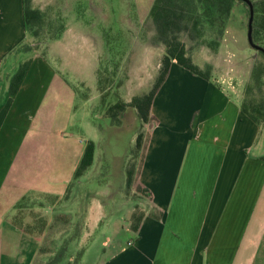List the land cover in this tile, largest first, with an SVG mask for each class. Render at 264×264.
Returning <instances> with one entry per match:
<instances>
[{
	"label": "crops",
	"instance_id": "crops-1",
	"mask_svg": "<svg viewBox=\"0 0 264 264\" xmlns=\"http://www.w3.org/2000/svg\"><path fill=\"white\" fill-rule=\"evenodd\" d=\"M25 43L20 0H0V264H31L41 236L25 232L22 218L12 219L14 205L22 196L62 197L83 145L61 130L79 85L95 84V56L65 29L46 48L59 68L33 53L15 95L7 97L9 77L30 51L15 48ZM87 57L89 76H75V83L62 76L69 58L76 67ZM157 67L146 76L148 87ZM150 114L155 120L134 182L147 190L148 207L136 231L120 225L117 238L102 241L97 263L264 264V125L241 112L224 76H193L174 62ZM75 207L80 238L89 236L102 206L91 197Z\"/></svg>",
	"mask_w": 264,
	"mask_h": 264
},
{
	"label": "rangeland",
	"instance_id": "rangeland-1",
	"mask_svg": "<svg viewBox=\"0 0 264 264\" xmlns=\"http://www.w3.org/2000/svg\"><path fill=\"white\" fill-rule=\"evenodd\" d=\"M30 3L41 11L43 29L36 37L28 36L32 49L19 60L46 51L51 40L47 39L43 30L47 26L54 31L59 30L60 25L62 31L67 29L78 36L80 43L86 44L95 56V84L90 89L79 85L71 120L61 130L65 137L72 136L81 145H84L85 140H91L94 152L92 164L72 186L67 199L60 197L57 202L43 197L26 200L21 204V222L33 224L38 214L48 222V217L51 218L55 212L70 213L72 223L67 232L60 237L57 233L53 234L57 239L54 252L39 256L37 261L40 264H53V258L66 261L81 249L79 264H98V258L105 249L104 244H109L119 236L120 225L125 227L128 224L134 206L137 212H143L148 207L146 193L136 191L135 183L127 191L124 190L122 166L125 151L133 143L136 131L142 132L145 142L153 122L140 126L133 109L127 107L121 113V125L109 126L98 103L96 80L111 76L107 100L110 97L115 99L117 94L122 100L128 101L132 95L141 94L149 88L146 76H151L154 71L151 67L159 62L164 50L163 45L154 40V29L148 14L152 0H30ZM247 16V6L234 1L226 19H222L217 10H210L207 21L212 23H202L200 37L190 38L186 33H181L179 38L194 64L199 68L210 66L212 76H224L227 85L236 89L240 101H262L264 107V86L245 90L250 68L263 60L262 55L246 41ZM217 31H221L218 38ZM210 39L216 40V47L206 45L205 42ZM48 55L47 61L57 67L53 55ZM18 56H14V60ZM88 57L87 63L81 62L78 68L71 65L69 58L68 65L62 66V76L73 83L75 76H89L92 60L88 62ZM136 76H142L143 81H134ZM116 82H120L118 88ZM222 82L225 85L224 79ZM261 123L264 125V119ZM91 197L101 204L103 217L98 225L90 229L89 236L80 238L81 226L77 224L78 209L75 203L90 200ZM52 204L54 208L45 211V206ZM54 264H60V261Z\"/></svg>",
	"mask_w": 264,
	"mask_h": 264
},
{
	"label": "trees",
	"instance_id": "trees-1",
	"mask_svg": "<svg viewBox=\"0 0 264 264\" xmlns=\"http://www.w3.org/2000/svg\"><path fill=\"white\" fill-rule=\"evenodd\" d=\"M234 1L243 3L240 0H152L149 7L148 14L154 29V40L163 45V53L159 59L158 67L154 78L149 88L141 94L132 95L128 101L122 100L116 93V98L107 100L109 95V85L112 82L111 76H106L103 79L96 80V86L99 91L98 103L102 107V112L107 118L109 126H118L121 123V113L130 107L133 109L135 117L141 124L149 121H154V117L150 114V105L153 96L167 75L168 68L172 62L185 69L192 75L200 76L202 78H209L210 66L206 65L205 68H199L191 61V57L186 54L183 42L180 40L179 35L186 33L190 38L200 37L202 34V23L206 21L210 15V10H217L222 19H226L230 13ZM253 8L251 38L253 43L259 45L264 51V0H250ZM21 2V15L24 30L30 37L40 35L43 29V16L38 8L32 7L30 0H20ZM59 30H52L49 26L45 28L44 33L47 34L48 40H55L60 37L62 26ZM218 38L221 31L216 32ZM207 46L216 47V40L210 39L205 42ZM31 44H19L15 51L31 50ZM263 60L252 65L249 70L248 83L245 85L246 91H251L253 87L260 89L264 86V53L257 50ZM38 54L47 60L46 51H39ZM30 58L24 59L19 62L10 75L6 87L7 97H13L26 73L29 66ZM96 69V73H97ZM108 83L107 87H103ZM103 84V85H102ZM81 85V84H80ZM115 86L118 88L120 82H116ZM113 100V101H112ZM240 110L248 118L256 124H262L264 119V107L262 101H254L252 99L241 100ZM142 132L136 131L133 143L129 145L125 151L124 162L122 166L123 172V185L124 190L127 191L135 182V176L142 162V154L145 142L142 139ZM94 152V143L91 140H85L84 145L79 156V159L72 171L71 177L66 184L64 193L61 198L67 199L68 193L72 186L79 180L84 172L92 164ZM264 158V156H263ZM136 191H143L147 194V190L138 184H135ZM26 199L22 196L14 205L15 213L12 217L13 220L19 221L22 216L21 205ZM136 206H134L135 210ZM131 211L129 216L128 228L131 231H136L143 215L141 211ZM35 213V212H34ZM72 215L67 212H55L46 222L45 218L38 216L34 219L33 224L19 223V226L27 233L40 235L41 239L37 247L35 256L31 264H40L37 258L41 255H46L54 252L56 245V238L54 233L60 237L66 233L71 225ZM79 225V224H78ZM69 241V240H67ZM82 250L76 251L72 258L66 261L53 258V264L60 261V264H79V259ZM42 259V258H41Z\"/></svg>",
	"mask_w": 264,
	"mask_h": 264
},
{
	"label": "water",
	"instance_id": "water-1",
	"mask_svg": "<svg viewBox=\"0 0 264 264\" xmlns=\"http://www.w3.org/2000/svg\"><path fill=\"white\" fill-rule=\"evenodd\" d=\"M240 1L246 4L247 10H248V16H247V22H246V41L249 44V46L252 47L253 49L263 51V49L259 45L253 43L252 38H251L252 16H253L252 3L250 0H240Z\"/></svg>",
	"mask_w": 264,
	"mask_h": 264
}]
</instances>
